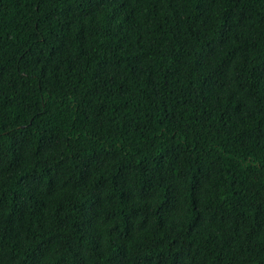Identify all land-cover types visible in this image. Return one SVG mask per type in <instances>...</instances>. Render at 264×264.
<instances>
[{"label":"trees","instance_id":"16d2710c","mask_svg":"<svg viewBox=\"0 0 264 264\" xmlns=\"http://www.w3.org/2000/svg\"><path fill=\"white\" fill-rule=\"evenodd\" d=\"M0 264H264V0H0Z\"/></svg>","mask_w":264,"mask_h":264}]
</instances>
